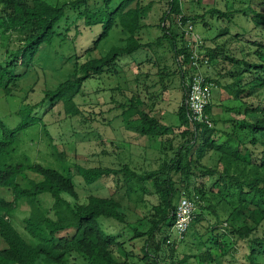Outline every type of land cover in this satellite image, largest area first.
Returning a JSON list of instances; mask_svg holds the SVG:
<instances>
[{"label": "trees", "instance_id": "16d2710c", "mask_svg": "<svg viewBox=\"0 0 264 264\" xmlns=\"http://www.w3.org/2000/svg\"><path fill=\"white\" fill-rule=\"evenodd\" d=\"M160 2L166 3L165 9L150 24L154 0H0V34L9 36L0 53V96L16 97L28 70L37 64L61 61L71 66L67 78L44 90L41 101L18 107L17 123L0 116V264H68L73 253L88 264H264V0H224V6L201 0ZM189 24L199 29L198 40L186 34ZM154 28L156 39L145 40ZM117 31L126 35L123 43L97 55L101 43ZM230 43L237 47L230 48ZM194 45L213 90L231 89L228 97L239 100L243 117L239 112L216 119L212 94L205 109L212 126L191 118L186 98L189 75L195 72L189 67ZM160 48L165 56L152 62L159 67L153 87L168 90V81L181 78L176 126L185 129L178 133L151 115L138 76L121 85L126 57ZM88 82L98 85L95 101L83 94ZM254 95L258 103L244 100ZM108 100L110 111L128 128L155 140L166 136L172 150L165 152L159 167L145 173L128 164L74 165L86 185L123 176L127 196L144 212L135 224L129 223L123 202L115 196L92 194L80 202L73 167L56 145L53 161L46 164L34 162L24 150L21 132L32 140L38 130L40 141L51 138L45 118L58 103L71 117H84L81 104L104 106ZM215 155L216 163L209 166L207 159ZM41 194L51 195V207L38 199ZM184 195L194 200L196 210L187 229L179 232L176 211ZM22 199L30 204L24 231L12 219ZM110 221L129 224L127 240L106 231ZM164 228L168 235L162 234ZM239 241L247 243L242 261L236 257Z\"/></svg>", "mask_w": 264, "mask_h": 264}, {"label": "rangeland", "instance_id": "374dc122", "mask_svg": "<svg viewBox=\"0 0 264 264\" xmlns=\"http://www.w3.org/2000/svg\"><path fill=\"white\" fill-rule=\"evenodd\" d=\"M160 1L161 0H154L151 18L149 17L148 19L150 24H156L165 9L166 3ZM201 1L204 4L213 3L215 5L224 6V0ZM155 30L154 28L149 33L147 31L145 40L156 39ZM195 30V35L197 36L200 31L198 28H195ZM215 32L216 28L212 33L215 34ZM125 38L126 35L124 33L119 31L114 32L113 37L102 42L99 50L95 53L97 55L106 54L113 44H122ZM8 40V35L3 36L0 34V53L4 51ZM229 47L236 48L237 46H235L234 43H230ZM164 53L162 48L158 49L157 52L144 49L136 52L131 57H126L125 60L121 62L123 67L121 72V85H127L128 81H130L129 79L138 76L141 98L146 101L150 108L152 107V110H150L151 115L168 126H174L175 132L178 133L185 129L179 130L177 129L178 125L176 126V124H179V116L175 111L180 105L183 94L182 85L180 84L181 78L177 76L174 77V80H172L173 82L168 81V90H163V87L160 85L155 88L153 87L154 82L159 79L155 75L159 67L155 66L152 62L155 58L157 59L162 55L165 56ZM164 60L169 64L172 61L171 58L168 60L164 58ZM70 69L71 66L68 64L62 66L61 61H58L53 66H48L47 63L44 62L42 64H37L35 68L29 69L23 81L22 90L16 97L0 96V116L3 118L4 116L7 117L11 123H17L19 119L15 117V113L18 107L22 103H37L41 101L42 97L45 95L44 90L55 88L71 73ZM211 74H213V72ZM96 87H98L97 83L89 82L83 87V94H85L90 101L96 100ZM128 91L129 95H131L132 92L130 90ZM231 93V89H224L223 87L214 88V100H212V102L214 103L213 112H217V115H215L216 119L221 120L227 118L228 115L237 116L239 112H241L239 115L243 117L244 109H237L239 100L229 99L228 95H231ZM150 98L153 99V101H157V104H153ZM244 100L247 103H258L260 98L258 95H254L244 98ZM221 103L229 108L221 106ZM219 104L220 106H218ZM112 107L113 104L110 103L109 100L104 106H97L96 104L89 103L81 104V109L85 112L84 117H71L65 113L63 104L60 102L54 107L52 111L53 114H48L45 118L51 138L48 137L46 140L43 138L40 141V130L35 133L33 140L30 138L32 135L27 136L26 133L24 134L22 132L21 135L24 139V150L29 152L34 162L46 164L48 161H53L52 153L55 145L56 149L64 152V158L72 165L76 175L80 202H87L89 196L92 194L103 197L115 196L123 202L122 211L126 214L129 223L135 224L137 219L143 216L144 212L140 206H137L135 201L127 196V185L123 183V176L103 177L92 185H86L74 165H82L85 167L110 166L118 168L128 164L133 170L139 173H145L159 167L160 162L165 159V152L168 151L169 154H172V150L169 148L170 141L166 140V136H158L155 140L148 135H142L133 131L127 127L121 117H115L117 112H111L110 109ZM87 116L88 122L85 124L82 122V119ZM93 116L97 118L90 119ZM102 117H105V119L99 120L102 119ZM110 119L112 121H109ZM222 125V123L219 124V126ZM227 127H229V123L224 125V128ZM216 158L217 156L215 155L213 158L207 159L206 163L212 166L216 163ZM147 198L153 201L156 199V196L148 195ZM38 199L46 207H51L53 205V199L50 194H41ZM18 206L16 212L12 214V219L15 225L21 231H24L23 218L29 215L30 204L28 200L22 199L21 202L19 201ZM101 219L111 220L105 218ZM105 229L113 235L119 234L117 236L118 239L127 240L129 237V224L110 221L106 224ZM169 233L170 231L167 228L162 230L163 235H168ZM238 245L236 257L239 261H242V256L247 255L248 252L247 243L246 241H239ZM3 246L4 243L0 237V248ZM182 255L183 250L180 252V256ZM67 263L88 264L86 259L77 253L69 255L67 257Z\"/></svg>", "mask_w": 264, "mask_h": 264}, {"label": "built area", "instance_id": "2783aa9c", "mask_svg": "<svg viewBox=\"0 0 264 264\" xmlns=\"http://www.w3.org/2000/svg\"><path fill=\"white\" fill-rule=\"evenodd\" d=\"M187 35L193 40H198L199 35H195L196 30L192 24H189L184 28ZM196 36V37H195ZM198 46V44H197ZM197 46L194 45V57L190 62L189 67L194 68L195 72L189 75L190 81L187 85V98L186 103L190 108L191 118L194 120L208 123L212 126V122L207 117L205 112L207 104L210 102L213 94L214 84L210 82L204 75V66L198 61L199 56L196 54ZM208 60L204 61L207 64ZM196 210V203L194 200L187 196H182L180 204L176 211V229L179 232H183L187 229L189 223L192 220L193 214Z\"/></svg>", "mask_w": 264, "mask_h": 264}]
</instances>
